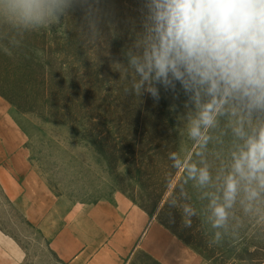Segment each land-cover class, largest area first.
Instances as JSON below:
<instances>
[{
  "label": "rangeland",
  "instance_id": "1",
  "mask_svg": "<svg viewBox=\"0 0 264 264\" xmlns=\"http://www.w3.org/2000/svg\"><path fill=\"white\" fill-rule=\"evenodd\" d=\"M161 0L0 3V98L32 172L67 204L126 195L209 264H264V84L157 76ZM257 165L260 160L257 159ZM222 210V214L218 212ZM0 229L23 264H65L0 186Z\"/></svg>",
  "mask_w": 264,
  "mask_h": 264
},
{
  "label": "crops",
  "instance_id": "2",
  "mask_svg": "<svg viewBox=\"0 0 264 264\" xmlns=\"http://www.w3.org/2000/svg\"><path fill=\"white\" fill-rule=\"evenodd\" d=\"M23 132L0 98V186L21 201L28 221L65 264H209L169 227L126 195L67 204L37 173ZM25 248L0 229V264H23Z\"/></svg>",
  "mask_w": 264,
  "mask_h": 264
},
{
  "label": "clouds",
  "instance_id": "3",
  "mask_svg": "<svg viewBox=\"0 0 264 264\" xmlns=\"http://www.w3.org/2000/svg\"><path fill=\"white\" fill-rule=\"evenodd\" d=\"M0 3L30 13L40 0ZM158 8L159 43L150 57L157 76L166 77L169 71L179 75L181 59L186 71L211 81L213 87L215 76L238 79L241 74L264 84V0H161ZM247 156L252 165L264 166V130Z\"/></svg>",
  "mask_w": 264,
  "mask_h": 264
}]
</instances>
